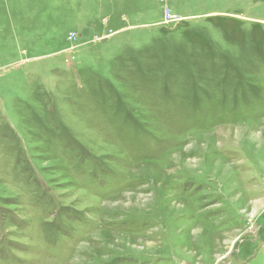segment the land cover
I'll return each mask as SVG.
<instances>
[{
	"label": "rangeland",
	"instance_id": "obj_1",
	"mask_svg": "<svg viewBox=\"0 0 264 264\" xmlns=\"http://www.w3.org/2000/svg\"><path fill=\"white\" fill-rule=\"evenodd\" d=\"M0 264H264V0H0Z\"/></svg>",
	"mask_w": 264,
	"mask_h": 264
},
{
	"label": "built area",
	"instance_id": "obj_2",
	"mask_svg": "<svg viewBox=\"0 0 264 264\" xmlns=\"http://www.w3.org/2000/svg\"><path fill=\"white\" fill-rule=\"evenodd\" d=\"M163 2H165V0H162ZM183 19L177 15H174L172 13V10L169 6L165 5V9H164V21L163 23L165 25H171V24H178L179 22H181Z\"/></svg>",
	"mask_w": 264,
	"mask_h": 264
}]
</instances>
